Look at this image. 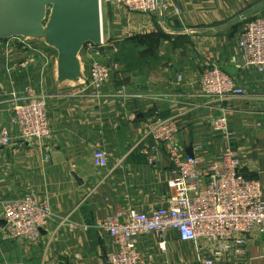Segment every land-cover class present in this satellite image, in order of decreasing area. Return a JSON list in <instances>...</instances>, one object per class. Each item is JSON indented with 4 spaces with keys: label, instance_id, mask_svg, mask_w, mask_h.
Here are the masks:
<instances>
[{
    "label": "crops",
    "instance_id": "obj_1",
    "mask_svg": "<svg viewBox=\"0 0 264 264\" xmlns=\"http://www.w3.org/2000/svg\"><path fill=\"white\" fill-rule=\"evenodd\" d=\"M173 4L176 10L151 15L128 14L110 5L102 10V39L116 65L102 99L82 91L89 75L83 51L78 54L80 78L59 82L55 49L15 52L14 44L6 48L0 40V130L9 127V93L21 94L30 84L47 95L51 129L50 137L38 143L20 141L12 127L11 145L0 148V264H106L113 251L108 235L94 228L69 233L57 218L41 229L35 243L4 239L2 205L35 193L48 198L56 217L79 225H93L126 205L146 213L164 205L174 194L168 187L174 167L165 153L169 147H157L149 133L157 118L176 119L174 143L182 156L208 162L227 145L238 151L242 174L259 181L264 199V81L254 69L242 68L237 51L247 20L239 19L264 0ZM263 13L264 8L255 14ZM23 61L27 63L21 66ZM206 63L216 64L246 90V96L222 105L228 137L212 132L206 122L220 105L198 94ZM96 147L107 153L104 168L93 165ZM144 149L156 154L154 167ZM158 243L152 235L139 237L146 264H200L208 255L205 245L181 243L173 231L165 235L164 251ZM214 264H264V234L247 236Z\"/></svg>",
    "mask_w": 264,
    "mask_h": 264
},
{
    "label": "built area",
    "instance_id": "obj_2",
    "mask_svg": "<svg viewBox=\"0 0 264 264\" xmlns=\"http://www.w3.org/2000/svg\"><path fill=\"white\" fill-rule=\"evenodd\" d=\"M102 4L121 8L128 14L151 15L158 10L167 13L176 10L174 0H99ZM6 48L13 41L25 49H32L29 41L1 40ZM7 52L9 49H6ZM26 51V50H25ZM87 58L88 78L83 84L87 96L106 98L102 88L109 81L116 65L107 54V44L86 43L81 48ZM237 51L242 68L254 69L264 81V14L253 16L239 34ZM30 61V59H27ZM27 61H23L24 66ZM3 89L0 87V95ZM198 94L220 105L207 125L211 131L228 137V118L223 104L230 98L246 96V90L228 73L214 63L203 65L199 77ZM13 103L9 127L0 130V148L12 143L10 131L16 127L18 139L41 143L51 135L47 116V95L40 86L30 84L21 94L9 93ZM115 96V95H113ZM157 147H169L166 156L174 167L168 187L173 191L166 203L149 213L138 212L129 205L122 206L114 215L100 219L93 225H79L66 218L56 217L45 196L27 192L21 198L2 205L3 237L35 243L41 229L54 218L65 224L72 233L79 229L94 228L111 238L113 251L106 256V264H146L139 249V237L152 235L159 240L158 248L165 249V235L173 231L181 243L205 245L208 254L200 264H214L245 242L247 236L264 234V199L257 180L247 179L241 172L238 151L227 145L218 158L204 162L200 156H182L175 140L179 125L174 117L157 118L149 127ZM200 150L199 146L195 147ZM150 166L156 165L157 156L144 149ZM108 156L102 147L93 151L92 162L96 168L107 166Z\"/></svg>",
    "mask_w": 264,
    "mask_h": 264
},
{
    "label": "water",
    "instance_id": "obj_3",
    "mask_svg": "<svg viewBox=\"0 0 264 264\" xmlns=\"http://www.w3.org/2000/svg\"><path fill=\"white\" fill-rule=\"evenodd\" d=\"M263 8L264 4L259 5L239 20ZM101 15L99 0H0V40L44 39L57 51L58 81L75 82L81 76V48L101 42Z\"/></svg>",
    "mask_w": 264,
    "mask_h": 264
},
{
    "label": "rangeland",
    "instance_id": "obj_4",
    "mask_svg": "<svg viewBox=\"0 0 264 264\" xmlns=\"http://www.w3.org/2000/svg\"><path fill=\"white\" fill-rule=\"evenodd\" d=\"M105 7H106V5H104V4H102V10H105ZM48 13H49V11H48ZM102 13H103V11H102ZM264 14V13H263ZM256 14H254V15H252V16H250L249 18H246L247 20H245L246 22L247 21H249L253 16H255ZM112 24V23H111ZM107 26V19H105L104 18V21H103V28H104V30L107 28L106 27ZM111 32H112V27H111ZM15 39V38H14ZM16 39H20V40H25V41H29L30 43H29V45H30V47L32 48V49H34V48H38V47H40V46H44V47H49V48H53V47H51V46H49L46 42H45V40L44 39H32V38H27V37H18V38H16ZM13 46H12V48H14L13 50L15 51V52H19V51H21L22 49H21V45H18L17 44V42L16 41H13ZM54 49V48H53ZM129 48H125L124 50L125 51H127ZM26 51H28V52H33V51H31V50H28V49H25ZM120 51V50H119ZM121 51H123V50H121ZM130 53H131V51H130ZM27 59H32L30 56L29 57H26ZM33 58H35V57H33Z\"/></svg>",
    "mask_w": 264,
    "mask_h": 264
}]
</instances>
